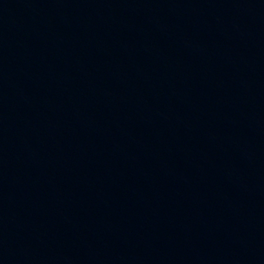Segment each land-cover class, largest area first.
<instances>
[{
	"label": "water",
	"instance_id": "95a60500",
	"mask_svg": "<svg viewBox=\"0 0 264 264\" xmlns=\"http://www.w3.org/2000/svg\"><path fill=\"white\" fill-rule=\"evenodd\" d=\"M55 264H264V0H38Z\"/></svg>",
	"mask_w": 264,
	"mask_h": 264
}]
</instances>
